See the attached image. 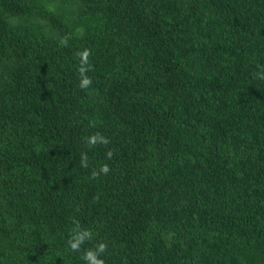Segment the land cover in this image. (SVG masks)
Returning a JSON list of instances; mask_svg holds the SVG:
<instances>
[{"label":"trees","instance_id":"obj_1","mask_svg":"<svg viewBox=\"0 0 264 264\" xmlns=\"http://www.w3.org/2000/svg\"><path fill=\"white\" fill-rule=\"evenodd\" d=\"M258 65L264 0H0V264H264Z\"/></svg>","mask_w":264,"mask_h":264},{"label":"clouds","instance_id":"obj_2","mask_svg":"<svg viewBox=\"0 0 264 264\" xmlns=\"http://www.w3.org/2000/svg\"><path fill=\"white\" fill-rule=\"evenodd\" d=\"M81 57L80 67L78 71L80 73V88L87 89L92 84V79L87 75V72L91 71V65L89 64L88 57L90 55L89 50L85 49L83 52L78 53ZM257 71L253 72V78L264 80V65H258ZM85 142L94 147L97 144L108 145L110 140L105 137L103 134L97 132L85 138ZM107 158L111 159L113 153L109 150L107 153ZM81 167L88 168V155L87 153H81L80 160ZM110 171V167L108 164H103L99 167L98 170L94 169L92 171V178H98L100 175H106ZM74 227L70 231V235L67 241L68 248L71 252H80L82 245H84L87 241H91L93 239V232L89 229H84L80 226L79 221H73ZM108 251V245L106 242H99L93 248L85 249L82 253L81 259L85 262V264H105L104 259L102 258L105 253Z\"/></svg>","mask_w":264,"mask_h":264}]
</instances>
